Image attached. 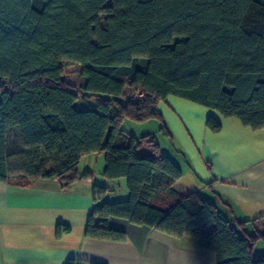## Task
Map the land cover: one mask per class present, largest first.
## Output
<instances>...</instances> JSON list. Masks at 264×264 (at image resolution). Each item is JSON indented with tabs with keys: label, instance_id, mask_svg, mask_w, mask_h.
Segmentation results:
<instances>
[{
	"label": "trees",
	"instance_id": "trees-1",
	"mask_svg": "<svg viewBox=\"0 0 264 264\" xmlns=\"http://www.w3.org/2000/svg\"><path fill=\"white\" fill-rule=\"evenodd\" d=\"M66 62L78 67L77 87L64 78ZM137 92L144 99L122 102ZM169 96L264 129V0H0V183L66 188L89 178L77 177L82 157L102 154L103 177L124 179L127 199L106 201L111 191L94 184L86 238L124 242L107 225L119 218L194 238L216 264H264L254 254L264 217L232 224L197 193L175 192L181 169L151 137L120 129L124 119H158L165 130L157 104ZM79 97L100 105L80 108ZM205 125L221 131L213 117ZM13 130L21 149L9 154Z\"/></svg>",
	"mask_w": 264,
	"mask_h": 264
},
{
	"label": "crops",
	"instance_id": "crops-1",
	"mask_svg": "<svg viewBox=\"0 0 264 264\" xmlns=\"http://www.w3.org/2000/svg\"><path fill=\"white\" fill-rule=\"evenodd\" d=\"M157 111L174 142V150L166 155L182 171L175 192L197 193L232 224L264 217V129L253 131L236 119H223L215 111L172 96L159 102ZM209 117L221 123L219 133L206 128ZM10 135L18 145L16 130ZM104 167L102 154L82 157L77 177L89 173V178L66 188L54 179L28 187L0 183V264H65L70 259L96 264H216L214 254L201 251L194 238L175 239L124 219L107 220L109 228L125 233L124 242L86 238L84 229L95 206L92 186L111 191L106 201L120 200L112 195L117 184L119 196L127 197L123 179L107 181ZM58 226L69 231L57 237ZM245 230L252 232L251 223ZM258 250L263 253L262 247Z\"/></svg>",
	"mask_w": 264,
	"mask_h": 264
},
{
	"label": "rangeland",
	"instance_id": "rangeland-1",
	"mask_svg": "<svg viewBox=\"0 0 264 264\" xmlns=\"http://www.w3.org/2000/svg\"><path fill=\"white\" fill-rule=\"evenodd\" d=\"M77 65L73 63L66 62L63 66V75L64 78L67 80V82L73 86H78V74H77ZM179 99V98H178ZM122 102H125L123 99H121ZM100 103L95 98H91L88 104H85L84 101L81 100V98H78L77 106L80 108H90V109H97L99 107ZM163 120V119H162ZM165 120V119H164ZM163 120V125L165 127V130L162 129V125L158 119H150L144 122H134L130 119H124L120 125V129L123 131L124 134L128 136H132L135 138H140L144 136L151 137L155 144L157 145L159 151L161 154L166 155L174 150L173 145V138L170 133L169 127L166 125V121ZM166 122V123H165ZM168 127V128H167ZM167 133V134H166ZM15 136L10 135L8 138V144H7V153L12 154L17 151H19L21 148L19 145H17L16 140L14 139ZM93 168H97L96 160L91 161ZM99 168V165H98ZM125 182V180L123 179ZM119 186V184H117ZM116 186L115 192L112 194L115 199H120L117 202L124 201L127 199V197H120V188ZM123 191V189H122ZM122 198V199H121ZM125 198V199H123ZM258 247H262L263 253H264V246L261 242L258 243L257 247L254 250L255 255L262 254Z\"/></svg>",
	"mask_w": 264,
	"mask_h": 264
},
{
	"label": "built area",
	"instance_id": "built-area-1",
	"mask_svg": "<svg viewBox=\"0 0 264 264\" xmlns=\"http://www.w3.org/2000/svg\"><path fill=\"white\" fill-rule=\"evenodd\" d=\"M142 99H144V94L141 92H137V93H132V94H128L125 96V98L123 99L126 102H139Z\"/></svg>",
	"mask_w": 264,
	"mask_h": 264
}]
</instances>
